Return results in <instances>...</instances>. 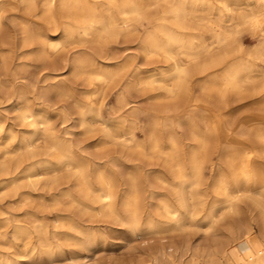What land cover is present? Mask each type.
Listing matches in <instances>:
<instances>
[{"label": "bare ground", "instance_id": "6f19581e", "mask_svg": "<svg viewBox=\"0 0 264 264\" xmlns=\"http://www.w3.org/2000/svg\"><path fill=\"white\" fill-rule=\"evenodd\" d=\"M12 6L37 20L10 19L19 49ZM244 200H264V0H0V264L73 261L104 223L130 238L213 226ZM212 245L197 264H264L253 228Z\"/></svg>", "mask_w": 264, "mask_h": 264}, {"label": "rangeland", "instance_id": "374dc122", "mask_svg": "<svg viewBox=\"0 0 264 264\" xmlns=\"http://www.w3.org/2000/svg\"><path fill=\"white\" fill-rule=\"evenodd\" d=\"M14 8L13 6L6 8L3 21V36L7 37L13 35L15 47L19 49L18 29L11 23L12 21L10 19L12 16H15L17 18L26 17L33 22H37V20L31 18L28 13H23ZM137 62L141 66L150 69L158 65L156 62L145 64L141 59ZM46 72V69L44 70L43 68L36 67H31L28 70V74H31L30 76L36 78L38 82L43 80V76H45ZM67 82L69 83V78H67ZM113 97V94L107 93L102 100L101 112H103L105 118L114 116V113L111 112ZM136 103L146 111L156 109L152 102H145L144 98L140 95L137 97ZM184 104V102L181 103L180 109H183L182 111H184L186 106V104ZM143 117L142 115H138L136 118L137 126L135 135L139 140L143 139L147 133L146 130L141 129L142 124L146 122V118ZM178 118L177 116L174 117L175 123L172 127V133L181 140L183 134L186 132V128L180 126ZM56 123L59 124V120H56ZM57 128L59 131L63 129L61 126ZM157 129L160 134H163L161 126ZM74 140L80 143L86 142L81 137H76ZM222 141H224V139L220 138L217 143H221ZM109 153L112 154L111 151ZM142 164L144 165L145 163ZM206 173V179H209V170ZM0 206L3 207V209H7L4 202H1ZM100 226L106 238L105 242L97 249L87 251V253L78 250V257H75L73 261L59 262L58 260H54L45 262L44 264H153L155 257H159L160 253L167 258L169 264L210 263L213 260L211 256L213 249L212 242L215 238L230 239L233 235L250 228H253L259 236L264 235V200L259 201V206L251 200H244L240 202L235 212H226L221 215L217 214L213 226L205 225L203 228L196 230L187 228L174 233L161 232L158 235H145L141 238H130L124 228L122 229L112 223H104ZM6 238L8 241H11L9 233H6ZM20 264L31 263L22 259L20 260Z\"/></svg>", "mask_w": 264, "mask_h": 264}]
</instances>
